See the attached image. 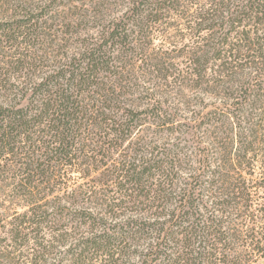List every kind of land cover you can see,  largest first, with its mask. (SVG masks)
Wrapping results in <instances>:
<instances>
[{
	"label": "trees",
	"instance_id": "1",
	"mask_svg": "<svg viewBox=\"0 0 264 264\" xmlns=\"http://www.w3.org/2000/svg\"><path fill=\"white\" fill-rule=\"evenodd\" d=\"M0 264H264V0H0Z\"/></svg>",
	"mask_w": 264,
	"mask_h": 264
},
{
	"label": "rangeland",
	"instance_id": "2",
	"mask_svg": "<svg viewBox=\"0 0 264 264\" xmlns=\"http://www.w3.org/2000/svg\"><path fill=\"white\" fill-rule=\"evenodd\" d=\"M253 179H255V177Z\"/></svg>",
	"mask_w": 264,
	"mask_h": 264
}]
</instances>
